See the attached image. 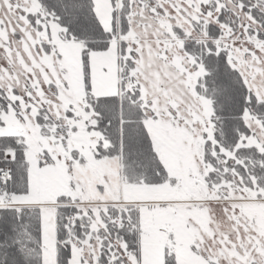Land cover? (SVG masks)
Masks as SVG:
<instances>
[{
  "label": "snow or ice",
  "instance_id": "obj_1",
  "mask_svg": "<svg viewBox=\"0 0 264 264\" xmlns=\"http://www.w3.org/2000/svg\"><path fill=\"white\" fill-rule=\"evenodd\" d=\"M0 264H264V0H0Z\"/></svg>",
  "mask_w": 264,
  "mask_h": 264
}]
</instances>
